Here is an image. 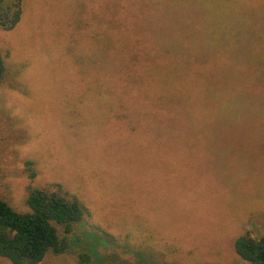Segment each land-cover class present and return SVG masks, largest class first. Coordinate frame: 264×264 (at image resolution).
<instances>
[{"label":"rangeland","instance_id":"obj_1","mask_svg":"<svg viewBox=\"0 0 264 264\" xmlns=\"http://www.w3.org/2000/svg\"><path fill=\"white\" fill-rule=\"evenodd\" d=\"M114 1L22 0L0 28V196L78 198L71 247L38 264L90 248L89 264H248L233 244L264 234V0H130L159 38L193 35L190 61L138 91L118 78Z\"/></svg>","mask_w":264,"mask_h":264},{"label":"trees","instance_id":"obj_2","mask_svg":"<svg viewBox=\"0 0 264 264\" xmlns=\"http://www.w3.org/2000/svg\"><path fill=\"white\" fill-rule=\"evenodd\" d=\"M113 4L110 21L117 44L123 48L127 42L130 43L128 49L123 48V54L119 49L118 78L132 82L135 91L146 78L148 84L150 81L158 83L159 77L164 78V68L170 67L177 72L190 61L191 33H177L161 39L155 31L147 29H152L150 25L153 21H159L149 14L145 2L116 0ZM21 15L22 0H0L1 29L14 28ZM155 26L159 25L156 23ZM7 74L0 51V85ZM132 85L127 84V89ZM26 164L30 167L33 162L26 160ZM24 203L27 209L18 211L0 196V256L12 264H38L49 252H66L72 245L75 229L85 218L76 195L68 193L58 184L31 187ZM233 245L236 254L248 264H264V234L253 237L250 232H244L235 238ZM92 250L88 251L93 254ZM89 252H79L77 261L89 264ZM103 259L99 257V261Z\"/></svg>","mask_w":264,"mask_h":264}]
</instances>
